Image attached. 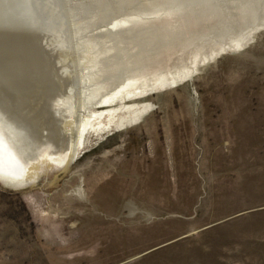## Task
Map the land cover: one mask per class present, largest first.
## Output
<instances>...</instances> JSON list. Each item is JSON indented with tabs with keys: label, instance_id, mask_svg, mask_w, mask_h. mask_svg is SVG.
Masks as SVG:
<instances>
[{
	"label": "rangeland",
	"instance_id": "374dc122",
	"mask_svg": "<svg viewBox=\"0 0 264 264\" xmlns=\"http://www.w3.org/2000/svg\"><path fill=\"white\" fill-rule=\"evenodd\" d=\"M247 3L31 0L52 70L35 88L60 104L25 113L18 151L48 164L0 181V264H264V26ZM12 17L0 31L21 34ZM83 79L115 85L79 148L84 113L61 102Z\"/></svg>",
	"mask_w": 264,
	"mask_h": 264
},
{
	"label": "bare ground",
	"instance_id": "6f19581e",
	"mask_svg": "<svg viewBox=\"0 0 264 264\" xmlns=\"http://www.w3.org/2000/svg\"><path fill=\"white\" fill-rule=\"evenodd\" d=\"M247 2L249 3L250 9H251V10L248 9V12L251 11L252 13H254V17L251 16V19H250L251 21L250 24H252L253 26L251 31L255 30L256 27H260V26L263 27L264 26V0H247ZM30 4H31V0H0V17L5 20L6 15H13L12 18L13 19L15 18V20L17 19L23 25L21 27L22 31H20L21 34H19V32L17 31L16 32L14 31L12 32L2 31L1 32L0 31V64L2 65L1 72L3 76L2 77L3 83H1L0 81L1 83L0 86H1V89L5 86L3 89L8 90V91H5V93L6 92L7 94L10 93V96L6 95V97L8 98L6 100L7 104L3 103L4 109L6 113H9L10 117L8 118L6 117L4 113H0V126L5 127L3 134H2L3 129L2 130L0 129L1 130L0 131V181H2L4 184L12 188H22V187H26L30 185L38 177V174L40 173L42 169L41 164L43 165L48 164V161L46 159L42 161L38 160V162L29 164L27 160H25L26 162L23 160L25 157L23 158L22 154L18 151V146L21 148L22 144L26 145L25 142L23 143V140H22L23 138H21V133L22 131H24L23 129H25L23 126H25V122L29 120V117L28 119H26V121L24 120L26 118L25 113L26 112L32 113L34 114L33 115L34 117L35 115L37 116L38 110L33 106L35 104L38 105L39 103L42 105V108H38V109L44 110L43 111L44 115L49 116L52 114L51 111L54 108L56 109V106L60 104V100L58 102L57 101L58 99L55 97H57V95H59V92L61 93V91H59L58 94L56 93L54 94L53 92V95H52V92L50 91L48 92V96H47L46 92L44 93L45 88L44 89L35 88V82L37 81L39 77L42 76V72L43 74H48V73L51 74L50 71L52 70H51V63L48 61V56L45 53L46 51L41 45L39 36H37L36 28L38 27V25H37L35 13L33 12ZM33 24L34 26H32ZM20 38L22 41L21 43H20ZM59 63H62V62H59ZM39 64L41 65L42 70H41V73L40 74L37 73L38 74L37 75L36 71H37V66ZM12 65H14V67ZM47 80H46V84L48 82ZM51 80H53V78ZM92 80L86 79L84 80V82H82V87L84 89L86 88L84 91L82 89L81 93H79L82 100L79 101L77 99L79 102L75 101L76 102L75 103L71 99L69 101L70 102L69 105H67L68 101L61 102V104L63 103L65 107L68 108V110L70 109L69 110L70 114L71 113L74 114L73 111H75V109L77 108L79 109V111L84 113L77 127V132L72 131L73 139H75V136L77 135V143H78L77 146L79 148L81 146L84 147L85 139L82 140L84 135L87 134L89 131L91 132V130L94 131L95 129H98V127H96L95 124L97 122V119L102 118V114L89 113L90 107L94 105H101V106L106 105L109 100V96H107L106 94L110 93V91L115 85L114 84L113 87L111 86V88L102 87V86H101L102 88H100L99 87L100 85H98V88H93L90 90L89 87L91 86L90 84ZM54 84L55 83H53V85ZM39 87H41V84ZM56 91H58V89ZM70 94L73 95L75 93L74 91H70ZM9 99L12 101L11 103L8 101ZM141 111L140 113H142ZM39 112L43 113L41 111H38V113ZM40 116L41 115H39V117ZM138 118L140 117L138 116ZM50 121H53V119L50 118ZM17 122L21 126L23 125L22 126L23 128L20 125L19 126L16 125L18 124ZM53 122H50L51 125L53 124ZM72 124L73 123L71 122V120H69L68 122H66L64 126L67 127L68 125L70 126ZM55 126L57 128L60 125L57 126L55 124ZM69 126L67 127L68 129H69ZM13 132L16 134V136L12 135ZM41 145H43V142ZM76 154H77V148L73 147L71 151L66 152L65 155L62 156L60 161L70 163V161H72L76 157Z\"/></svg>",
	"mask_w": 264,
	"mask_h": 264
}]
</instances>
